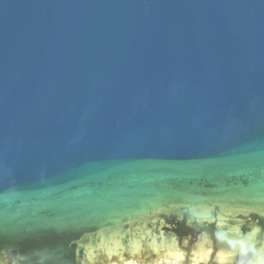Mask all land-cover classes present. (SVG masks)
Segmentation results:
<instances>
[{"label": "water", "instance_id": "1", "mask_svg": "<svg viewBox=\"0 0 264 264\" xmlns=\"http://www.w3.org/2000/svg\"><path fill=\"white\" fill-rule=\"evenodd\" d=\"M5 192L0 251L56 264L167 253L189 205L264 226V0H0Z\"/></svg>", "mask_w": 264, "mask_h": 264}, {"label": "clouds", "instance_id": "2", "mask_svg": "<svg viewBox=\"0 0 264 264\" xmlns=\"http://www.w3.org/2000/svg\"><path fill=\"white\" fill-rule=\"evenodd\" d=\"M10 195L11 193L5 192L0 194V199L7 203ZM162 212L172 213L167 210L157 211L144 226L153 237L166 246L168 254L172 257L183 259L184 249L187 248L194 253H203L198 258L207 261L208 264H264V226L258 222L250 223L245 231V220L241 218L248 217L253 211L243 207L221 208L208 203L189 205L177 213V218L184 219L189 226H195L198 232L194 240L185 238L183 241L174 234L165 236L157 229L158 223L164 224L159 215ZM255 213L264 217V210ZM208 225L213 226L212 232L207 231ZM153 229H157L159 235ZM104 242V238L101 237L96 242L89 239L88 243H82L80 245L83 249L82 254L74 257L76 264H84V261L98 258ZM0 254L6 257L7 264H56L52 250L37 251L32 255H14L11 251H0ZM63 264L69 262L64 260Z\"/></svg>", "mask_w": 264, "mask_h": 264}, {"label": "rangeland", "instance_id": "3", "mask_svg": "<svg viewBox=\"0 0 264 264\" xmlns=\"http://www.w3.org/2000/svg\"><path fill=\"white\" fill-rule=\"evenodd\" d=\"M191 256V254L189 255V257ZM187 258V261L185 262V259H183L182 262H179L177 260L174 259H170V258H166L165 255L160 254L158 255H142V256H129V255H125L123 257L120 258V261L125 264L128 262V264H193V262L191 261V259H193L192 257ZM125 261V262H124ZM101 264V263H100Z\"/></svg>", "mask_w": 264, "mask_h": 264}, {"label": "bare ground", "instance_id": "4", "mask_svg": "<svg viewBox=\"0 0 264 264\" xmlns=\"http://www.w3.org/2000/svg\"><path fill=\"white\" fill-rule=\"evenodd\" d=\"M154 254H156V252H154ZM160 254H165V257L166 258H170V259H174V260H177V261H179V262H182L183 261V259L185 258V256H184V258L183 259H179V258H174V257H172L171 255H169L168 254V252L167 253H160ZM192 255L190 256V257H192L193 259H191V261L193 262V264H208V262L207 261H205V260H201V259H199L198 257H199V255H203V253H200V254H198V253H194V252H192L191 253ZM136 256H142V254H135ZM125 256V255H124ZM190 257H189V259H190ZM118 259H116V258H113V257H110L108 260H99L98 258H95V259H93V261H91V262H103V261H106L105 263H103V264H122L123 263V261L122 262H120V261H117ZM120 260V259H119ZM125 262V261H124ZM88 264H90L89 262H87ZM125 264H128V262L127 263H125Z\"/></svg>", "mask_w": 264, "mask_h": 264}, {"label": "flooded vegetation", "instance_id": "5", "mask_svg": "<svg viewBox=\"0 0 264 264\" xmlns=\"http://www.w3.org/2000/svg\"><path fill=\"white\" fill-rule=\"evenodd\" d=\"M12 254H14V253H12ZM14 255H15V254H14ZM25 255H28V254H25ZM1 260H4V261L7 262L6 257H4V259H1ZM105 262H106V261H103V262H99V261H98V262H96V263H95V262H91L90 264H100V263L103 264V263H105ZM185 262H186V260H185ZM84 264H88V263L85 262Z\"/></svg>", "mask_w": 264, "mask_h": 264}]
</instances>
